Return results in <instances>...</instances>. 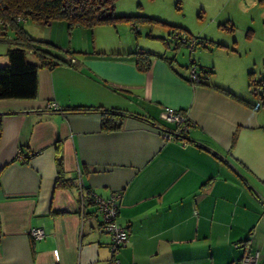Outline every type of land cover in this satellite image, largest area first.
<instances>
[{
  "label": "crops",
  "instance_id": "1",
  "mask_svg": "<svg viewBox=\"0 0 264 264\" xmlns=\"http://www.w3.org/2000/svg\"><path fill=\"white\" fill-rule=\"evenodd\" d=\"M23 25L68 63L39 70L35 100L0 101V264H108L111 238L95 206L82 205L83 190L121 194L117 223L129 235L121 264H236L256 255L264 264L262 112L213 87L257 106L260 97L218 82L214 67L207 85L194 84L165 55L141 72L137 49L111 32V47H95L104 28ZM14 37L0 23V67ZM232 65V84L242 85ZM103 110L125 112L120 131H102ZM168 110L190 121L185 143L163 135L176 129ZM31 229L46 237L32 239Z\"/></svg>",
  "mask_w": 264,
  "mask_h": 264
},
{
  "label": "rangeland",
  "instance_id": "2",
  "mask_svg": "<svg viewBox=\"0 0 264 264\" xmlns=\"http://www.w3.org/2000/svg\"><path fill=\"white\" fill-rule=\"evenodd\" d=\"M114 13L134 19L97 28L96 32L104 28V40L93 36L96 48L103 43L105 48L112 46L109 31L123 47L176 59L187 80L193 68L208 79V68L214 67L216 80L229 87L236 85L245 99L264 96L260 87H250L253 82H264V0H117ZM178 31L195 41L194 49L176 48ZM28 60L36 62L34 57ZM232 64L243 73L242 85L240 80L232 84L233 76L227 73ZM260 109L264 120V108Z\"/></svg>",
  "mask_w": 264,
  "mask_h": 264
},
{
  "label": "trees",
  "instance_id": "3",
  "mask_svg": "<svg viewBox=\"0 0 264 264\" xmlns=\"http://www.w3.org/2000/svg\"><path fill=\"white\" fill-rule=\"evenodd\" d=\"M117 0H0V23L4 31L14 33L12 48L8 51V65L0 67V101L4 100H35L38 96V73L42 68L53 69L59 65L67 64L61 56L54 54L53 45L32 38L24 28V22H34L49 25L52 22L64 21L69 30H93L102 26H113L119 21L131 22L134 17L116 16L114 13ZM183 32L175 35L176 48L180 47ZM7 37V35H6ZM168 45V44H167ZM28 53H32L37 61L31 63ZM137 68L141 72L149 71L155 53L138 48L133 54ZM73 63V62H72ZM252 74V73H251ZM208 76V75H206ZM209 78H202L200 85H207ZM264 82L255 83L264 90ZM216 90L237 102L250 107L255 111L264 108V96L261 95V104L246 101L234 94L214 86ZM258 96L257 92L254 91ZM78 108L75 111H90ZM104 111V110H103ZM108 113V114H107ZM123 114L119 110H105L102 118V131L104 133L118 132L123 127ZM3 115L0 114V141L3 134ZM188 123L190 121L188 120ZM189 133L182 135V141H187Z\"/></svg>",
  "mask_w": 264,
  "mask_h": 264
},
{
  "label": "built area",
  "instance_id": "4",
  "mask_svg": "<svg viewBox=\"0 0 264 264\" xmlns=\"http://www.w3.org/2000/svg\"><path fill=\"white\" fill-rule=\"evenodd\" d=\"M176 38H178V36H176ZM179 41L182 45L188 46L191 49H194L196 44L195 41L187 38V36H183L181 39H179ZM72 62L75 63V61ZM201 79V74H199L197 70L193 68L191 70L190 81L194 84H197ZM51 108L56 109V104H52ZM166 120L169 124H173L176 126V129L173 132H163V135L169 141H182V135L184 133H189L191 130V123H188V119L186 118V116L174 110L167 111ZM120 199L121 194L118 193L113 194L107 199L99 197L91 190H83V192L81 193L82 205L90 202L95 206L102 219V228L104 232L111 238V259L108 264H121L119 259L120 251L127 245L129 241L127 230L117 223ZM30 236L32 239L38 241L43 240L46 237V234L42 229H31ZM257 259L258 255L245 256L241 262H238L236 264H257Z\"/></svg>",
  "mask_w": 264,
  "mask_h": 264
},
{
  "label": "clouds",
  "instance_id": "5",
  "mask_svg": "<svg viewBox=\"0 0 264 264\" xmlns=\"http://www.w3.org/2000/svg\"><path fill=\"white\" fill-rule=\"evenodd\" d=\"M173 131H174V130H173ZM173 131H172V132H173ZM167 133H170V132H167ZM189 133H190V132H189Z\"/></svg>",
  "mask_w": 264,
  "mask_h": 264
}]
</instances>
